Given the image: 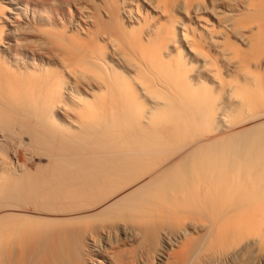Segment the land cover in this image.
<instances>
[{"label":"bare ground","instance_id":"1","mask_svg":"<svg viewBox=\"0 0 264 264\" xmlns=\"http://www.w3.org/2000/svg\"><path fill=\"white\" fill-rule=\"evenodd\" d=\"M0 264H264V0H0Z\"/></svg>","mask_w":264,"mask_h":264}]
</instances>
